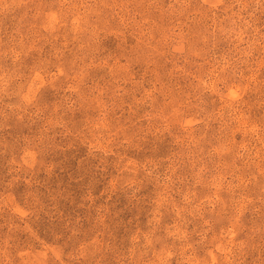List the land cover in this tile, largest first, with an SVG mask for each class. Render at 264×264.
Returning <instances> with one entry per match:
<instances>
[{"label":"rangeland","instance_id":"374dc122","mask_svg":"<svg viewBox=\"0 0 264 264\" xmlns=\"http://www.w3.org/2000/svg\"><path fill=\"white\" fill-rule=\"evenodd\" d=\"M0 264H264V0H0Z\"/></svg>","mask_w":264,"mask_h":264}]
</instances>
